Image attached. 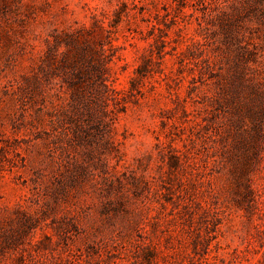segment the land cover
Here are the masks:
<instances>
[{"label":"rangeland","instance_id":"obj_1","mask_svg":"<svg viewBox=\"0 0 264 264\" xmlns=\"http://www.w3.org/2000/svg\"><path fill=\"white\" fill-rule=\"evenodd\" d=\"M177 2L0 0V145L16 163L0 170V224L22 212L37 220L0 264H264V218L234 204L230 174L214 162L227 115L191 98L204 65L200 11ZM100 20L107 82L122 105L113 149L87 155L74 140L64 150L51 139L43 112L68 98L63 41ZM140 64L148 72L131 85ZM254 66L264 79V54ZM72 154L85 164L79 183ZM252 185L264 201V160Z\"/></svg>","mask_w":264,"mask_h":264},{"label":"trees","instance_id":"obj_2","mask_svg":"<svg viewBox=\"0 0 264 264\" xmlns=\"http://www.w3.org/2000/svg\"><path fill=\"white\" fill-rule=\"evenodd\" d=\"M177 1L181 5L187 3V0ZM190 5L200 11L197 23L199 31L203 32L205 47L204 65L199 68L198 75L200 83L194 80L190 87V93L200 91L191 98L205 111L214 109L226 113V121L218 129V158L214 162L230 174L234 204L246 216L255 214L263 220L264 201L258 200L252 174L262 167L264 160V79L254 66L264 54V0H190ZM248 14L254 16V26H250L251 19H244ZM117 18L115 15L112 22L109 20V25L116 24ZM102 22H96L84 32L71 33L63 41L67 48L59 55L63 65L72 70V76L68 74V98L65 102H50L43 112L50 126L47 135L51 139L61 141L64 150L75 148L71 143L74 140L86 147L87 155L94 150L109 154L113 149L111 124L122 105L119 92L107 82L108 55L102 38L109 28ZM150 28L154 29L155 24L151 23ZM69 54L73 58H68ZM177 54L178 57L186 56L183 50ZM147 72L144 64L138 65L130 79L131 85L141 81ZM210 83L213 86H208ZM38 118H41L40 113L35 115V120ZM31 124L35 125L33 121ZM91 139L96 147L90 146ZM186 147L185 141V166H188ZM7 153V145L3 143L0 145V170L4 161L12 166L16 164ZM176 157L174 155L171 162ZM71 160L74 171L70 178L79 183L85 164L73 154ZM205 209L207 213L216 212L208 201H205ZM18 214L0 224L2 255H5L4 249L18 250L27 230L36 227V216L25 212ZM257 224H261L260 221ZM21 255L19 253L16 259Z\"/></svg>","mask_w":264,"mask_h":264}]
</instances>
